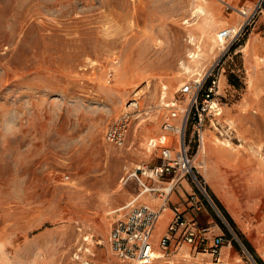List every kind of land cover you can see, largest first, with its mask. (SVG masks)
<instances>
[{"label":"rangeland","instance_id":"rangeland-1","mask_svg":"<svg viewBox=\"0 0 264 264\" xmlns=\"http://www.w3.org/2000/svg\"><path fill=\"white\" fill-rule=\"evenodd\" d=\"M258 1L0 0V264H123L106 244L113 210L139 187L123 181L160 162L151 139L179 120L170 113L187 103L180 87L213 65L221 114L204 121L203 153L191 144L202 189L181 179L201 203L193 219L228 237L220 221L232 236L228 257L216 263L184 245L151 264H258L205 184L215 171L204 161L208 132L245 163L225 169L224 201L264 264V13L245 24L237 12ZM226 28L236 34L202 55L200 76L185 72L190 40L203 50ZM126 110L117 146L104 132Z\"/></svg>","mask_w":264,"mask_h":264},{"label":"built area","instance_id":"built-area-1","mask_svg":"<svg viewBox=\"0 0 264 264\" xmlns=\"http://www.w3.org/2000/svg\"><path fill=\"white\" fill-rule=\"evenodd\" d=\"M226 8H232L227 4ZM237 12L245 18V24L256 14L264 13V0H259L252 7L239 8ZM236 34L231 28L219 32L218 38L226 40ZM214 65L197 80L186 82L179 89L181 95L187 97V103L182 108L172 109L171 119L177 122L165 121L161 130L163 133L157 140L150 142V147L159 148L160 162L152 166L137 165L129 177H133L141 190L132 200L113 210L117 213L106 236V244L112 254L123 264H151L161 257H168L181 246L186 245L189 251L204 254L213 262H219L222 247L230 244V239L224 234L213 233L212 225L201 224L193 218H186L177 205H170L168 196L174 190L176 177L187 178L199 189H202L201 177L191 152V144L196 148L203 144V124L208 115L217 117L221 107L216 100L217 77L213 72ZM167 103L166 106H168ZM130 105V106H129ZM138 101L134 98L128 102V108H137ZM175 106L174 102L170 103ZM132 111L122 112L105 130L104 138L117 146H122L126 139ZM187 126L188 127L187 129ZM142 178L163 180V187L149 186ZM154 192L162 198L158 209L137 201L142 193ZM201 203L194 200L191 205L199 210ZM170 209L172 215L167 225L166 233L154 244L152 232L161 211ZM216 226V225H215ZM88 264V262H84Z\"/></svg>","mask_w":264,"mask_h":264},{"label":"crops","instance_id":"crops-1","mask_svg":"<svg viewBox=\"0 0 264 264\" xmlns=\"http://www.w3.org/2000/svg\"><path fill=\"white\" fill-rule=\"evenodd\" d=\"M162 133H163V131H162ZM207 139L210 141V144L208 145V149L206 148L205 153H207V154L204 153V155L206 156V158L204 157V161H206L205 165H206V163H208L210 171H211V168H213L215 171L213 173L208 172V174L203 175L204 179H205V184H207L208 188L212 191V193L220 201V203L223 205V207L229 213V215L234 220V222H237L236 215L233 214L229 210L227 204L224 201V197H225L224 183L226 182V178H227V173H226L225 169L231 167L232 164H234V161H235V160H233L234 151L227 149L222 145H217L216 143H214L213 140L211 139V135L209 132H208ZM204 140L205 139L203 136V141ZM199 151H200V148L197 151V154ZM236 164H237V166H241V167L245 166L244 161H238V162H236ZM199 174H200V172H199ZM157 181H160V184H163V185L166 184L165 181H163V180H157ZM173 181H174V179H173ZM177 181H179V184L177 186L178 187L177 192L175 191L176 187H174V190L168 196L169 204L170 205H177L180 208V210H182L184 212V216L186 218H193L192 214H194L195 209L193 207H191V205L194 203V200H196V199H195L193 193H191V191H190V189H191L190 184H189V182H187L181 178H179V179L176 178V180L174 182L177 183ZM145 182L148 184V180H146ZM148 185L153 186L150 184H148ZM138 186H139V184H138ZM153 187H155V186H153ZM161 187H163V186H161ZM140 190H141V188L139 186L137 188L133 198L136 195H138ZM129 201H127V202H129ZM137 201L147 203V204L151 205L152 207L158 209L162 203V198H160L157 195V193L150 192V193L140 194L137 197ZM127 202L123 203L122 205L126 204ZM121 206H119V207H121ZM163 212H166L168 215L166 216V218H164L163 221H161V215L163 214ZM171 215H172V213H171L170 209H165L164 211H161L159 213L158 219H157V221L154 225V228H153V232H154L155 228H157L158 226L162 227V231L159 235H156L152 232V239H153L154 244H156L158 242V240L166 233L167 225H168L169 221L171 220ZM224 247H222V249ZM222 249H221V253H220V258L222 256V259L224 260L228 257V254L226 255L225 251L223 252ZM228 252H229V250H228ZM202 255H204V254H202ZM219 261H220V259H219Z\"/></svg>","mask_w":264,"mask_h":264},{"label":"bare ground","instance_id":"bare-ground-1","mask_svg":"<svg viewBox=\"0 0 264 264\" xmlns=\"http://www.w3.org/2000/svg\"><path fill=\"white\" fill-rule=\"evenodd\" d=\"M199 8H201V7H199ZM198 10L201 11V9H198ZM218 34L219 33H216L215 37L213 38V41L208 42L207 45L204 46V49L203 50H201V48L199 47V45H196L197 43L195 44L193 42V40H190L191 44L192 45H195V50L193 52H190L189 53L190 60H189V64L188 65H184L185 72H187V73L188 72H191V73H193V75L200 76V68L202 67V64H201L202 55L203 54H212L213 49L216 48V44L215 43H217V44L219 43L218 44L219 46L220 45L223 46V44H224V41L221 40V39H219L217 37ZM162 88L165 89V86H163ZM154 140L155 139H151V141H154ZM203 145H202V147H201V149L199 151L200 154L203 153V151H204V149H203L204 146ZM201 164H202V161L200 162V165ZM154 255L157 258L161 257V255L158 252H156Z\"/></svg>","mask_w":264,"mask_h":264},{"label":"trees","instance_id":"trees-1","mask_svg":"<svg viewBox=\"0 0 264 264\" xmlns=\"http://www.w3.org/2000/svg\"><path fill=\"white\" fill-rule=\"evenodd\" d=\"M194 144L196 145V143H194ZM210 196H211L213 202L215 203V205L217 206V208L220 210V212L224 216V218L227 220L230 227L238 235V238L240 239V241L243 244L246 251L252 256V258L256 261V263L263 264L261 258L256 253L252 244L247 240V238L243 235V233L240 232V230L237 228V225L234 222V220L231 218L229 213L226 211V209L223 207V205L220 203V201L216 198V196L211 191H210ZM213 216L217 219V217L214 215V213H213ZM219 224L222 226L224 231L227 233L228 237H226V238L231 240L232 236L228 233V231L225 230L224 225L220 221H219ZM234 245L236 246V248H238V245L236 243H234Z\"/></svg>","mask_w":264,"mask_h":264}]
</instances>
